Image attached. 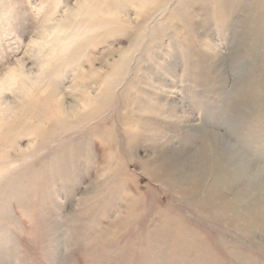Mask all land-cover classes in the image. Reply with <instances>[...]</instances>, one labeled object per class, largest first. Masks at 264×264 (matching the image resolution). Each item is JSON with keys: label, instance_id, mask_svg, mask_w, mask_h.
Listing matches in <instances>:
<instances>
[{"label": "rangeland", "instance_id": "1", "mask_svg": "<svg viewBox=\"0 0 264 264\" xmlns=\"http://www.w3.org/2000/svg\"><path fill=\"white\" fill-rule=\"evenodd\" d=\"M207 142L246 164L212 206ZM237 197L264 207V0H0V264H264Z\"/></svg>", "mask_w": 264, "mask_h": 264}, {"label": "bare ground", "instance_id": "2", "mask_svg": "<svg viewBox=\"0 0 264 264\" xmlns=\"http://www.w3.org/2000/svg\"><path fill=\"white\" fill-rule=\"evenodd\" d=\"M112 5L114 8H116V4L114 2L112 3ZM48 111H49L48 114L50 116H54L57 119L55 122L56 127L61 126V120L59 118L60 115L59 114L57 115L56 113L51 111V109H49ZM3 142L6 143L5 141H3ZM206 150L208 151L206 158H205V156H203L205 167L203 169H196V170H198L196 172V174L192 173L191 180L193 183V189L190 191L187 189L188 191H186V192L189 193V195H200L204 191V194L200 195L204 198L202 200V203L212 206L213 205L212 203H215L214 202L215 198H218L220 195L223 194V192H222L223 189L233 187L234 184H236L237 182L238 183L243 182V181L246 182L247 179L245 178V176H243V175H241V173H239L240 169H242L243 167H246V164H244V163L241 164L242 159L238 154L234 153V155L231 156L227 152H225V153H227V155H229V159H230V161H229L230 167L226 168L225 164L221 163L220 159H217V157H220V153L217 155H212L211 153H209V151L211 150V149H209V142H207V144H206ZM232 167H234V168H232ZM228 169L229 170L234 169V172L230 173L227 171ZM193 170H195V169H193ZM236 171L238 174H235ZM169 173H171V172H169ZM178 174H179V172H178ZM188 176L189 175H187L185 177L186 180H183L184 182H182L181 184H185V183L189 182ZM208 177L213 178L209 185H207L208 183H206L207 182L206 179ZM185 181H188V182H185ZM250 183H253V179H251L249 184ZM257 185L258 184H255L254 186H251V187L256 189ZM182 187L184 188V186H182ZM253 188H252V191H254ZM246 191H247V193L249 192V190H246ZM187 193H185V194H187ZM240 201H241V199L239 197H237L235 200H232V201H227L225 199H222L221 206H219V207L225 209L228 212H233L234 213L233 218H234L235 222H236L235 219H239L240 217L241 218L243 217L244 219H246V221L249 222L251 228L259 226L260 228H262L264 230V207H263V205L261 204V209H259V210H258L259 207H255V208H248L247 207V208H245V211L241 213L240 210L242 207V202L240 203ZM217 204L218 203L216 202V205Z\"/></svg>", "mask_w": 264, "mask_h": 264}]
</instances>
